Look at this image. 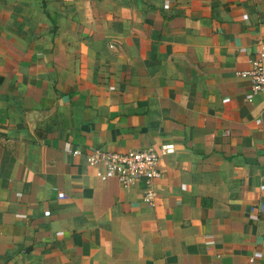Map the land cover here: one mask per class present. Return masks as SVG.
Segmentation results:
<instances>
[{
  "label": "crops",
  "instance_id": "1",
  "mask_svg": "<svg viewBox=\"0 0 264 264\" xmlns=\"http://www.w3.org/2000/svg\"><path fill=\"white\" fill-rule=\"evenodd\" d=\"M264 0H0V264H264ZM173 145L158 197L98 149Z\"/></svg>",
  "mask_w": 264,
  "mask_h": 264
},
{
  "label": "built area",
  "instance_id": "2",
  "mask_svg": "<svg viewBox=\"0 0 264 264\" xmlns=\"http://www.w3.org/2000/svg\"><path fill=\"white\" fill-rule=\"evenodd\" d=\"M254 95L264 94V42L259 45L251 68L245 72ZM173 145H161L158 151L153 149L134 150L125 154L94 150L87 157L92 165H103V171L96 173L102 181L109 178L119 180L122 188L134 185L140 186L142 200L148 206H153L158 197L156 181L161 177L159 162L162 156L174 153Z\"/></svg>",
  "mask_w": 264,
  "mask_h": 264
}]
</instances>
